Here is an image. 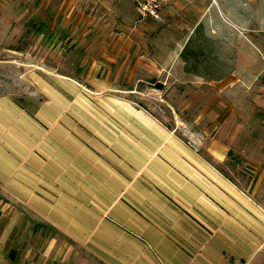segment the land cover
<instances>
[{"label": "crops", "instance_id": "0c3cea01", "mask_svg": "<svg viewBox=\"0 0 264 264\" xmlns=\"http://www.w3.org/2000/svg\"><path fill=\"white\" fill-rule=\"evenodd\" d=\"M91 1L126 14V0H28L51 14L5 33L36 25L68 51L94 31L92 14L77 18ZM37 83L34 108L0 96V264H264V201L197 146L119 92Z\"/></svg>", "mask_w": 264, "mask_h": 264}, {"label": "rangeland", "instance_id": "374dc122", "mask_svg": "<svg viewBox=\"0 0 264 264\" xmlns=\"http://www.w3.org/2000/svg\"><path fill=\"white\" fill-rule=\"evenodd\" d=\"M126 1V14L110 19L102 2L85 3L77 18L92 14L94 31L55 51L39 42L36 25L5 33L7 22H38L52 10L0 0V96L34 108L42 100L37 82L57 75L89 95L119 92L264 201V0ZM186 47L198 61L181 57ZM97 82L115 89L93 93Z\"/></svg>", "mask_w": 264, "mask_h": 264}, {"label": "trees", "instance_id": "16d2710c", "mask_svg": "<svg viewBox=\"0 0 264 264\" xmlns=\"http://www.w3.org/2000/svg\"><path fill=\"white\" fill-rule=\"evenodd\" d=\"M181 57L186 61L189 62L192 58H194V61H198V53L195 50H190L188 47L184 49V51L181 54ZM187 71H191L190 68L187 67Z\"/></svg>", "mask_w": 264, "mask_h": 264}]
</instances>
